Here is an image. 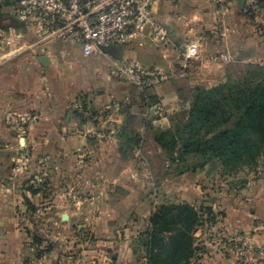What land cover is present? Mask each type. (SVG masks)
<instances>
[{
	"label": "crops",
	"instance_id": "crops-1",
	"mask_svg": "<svg viewBox=\"0 0 264 264\" xmlns=\"http://www.w3.org/2000/svg\"><path fill=\"white\" fill-rule=\"evenodd\" d=\"M248 2L250 0L244 8L248 7ZM152 10L167 30L171 45L134 42L116 48L118 57L103 52L84 58L76 45L42 41L34 27L15 21L8 9L0 6V22L7 28L11 44L9 54L16 48L26 51L8 58L0 51V147L16 143L5 122L11 112L25 113L35 119L29 146L39 151V155L58 157L60 167L72 166L69 171L77 168L76 153L86 147L112 146V158L120 160L116 149L117 134L130 115L135 118L134 126L143 137L144 147L149 143L156 146L152 135L170 128L169 118L183 109L181 96L188 88L204 84L209 89L224 80L223 64H213L211 57L214 53L226 54L228 50L245 48L248 43L245 33L250 26H245L246 12L239 8V0H233L227 12H220L215 0H157ZM255 20V24L259 23V17ZM195 42L201 43L205 55L188 60L183 46ZM43 56L46 62H40ZM119 60H133L146 68L169 73L171 79L149 89L146 99L141 98V93H132L112 75L113 62ZM184 67L187 77L178 79L177 75ZM201 68L202 77L197 74ZM83 94L86 96L82 97ZM131 101L130 110L116 108L118 103L130 105ZM83 102L95 104L91 115L77 108V104ZM157 151L162 153L158 147ZM133 160L134 163L137 158ZM1 165L2 162L0 178L4 169ZM261 170L264 172V168ZM101 172V178L107 180L98 185V190L111 189L106 203L110 204L113 188L124 189L131 202L132 197L139 195L127 182V172L107 176L103 170ZM194 175L197 174H191ZM251 176L254 180L250 179L243 188H223L218 193L198 188L190 178L178 188L175 204L201 205L200 199L215 197L210 207L212 213L218 215L216 224L206 221L204 230L197 233L202 250L192 264H243V246L233 241L237 236L264 249V173L257 177L256 172H251ZM9 192L10 188L0 181V264H24L29 255L24 236L17 229L16 220L4 215ZM134 199L138 204L137 198ZM202 205L208 204L203 202Z\"/></svg>",
	"mask_w": 264,
	"mask_h": 264
},
{
	"label": "rangeland",
	"instance_id": "rangeland-1",
	"mask_svg": "<svg viewBox=\"0 0 264 264\" xmlns=\"http://www.w3.org/2000/svg\"><path fill=\"white\" fill-rule=\"evenodd\" d=\"M248 3V7L243 10L247 19L245 26H250L245 33L246 38L248 37L247 45L242 50L238 48L237 51H226L230 56L229 62L211 60L213 64L224 66L222 70L225 78L220 84L225 83L229 75L237 79L246 65L254 64L264 68V0H250ZM257 17L259 23L255 24ZM195 45L199 48V56L205 55L201 43L195 42ZM10 46L4 51L7 58ZM219 54L214 53L212 57ZM181 70L186 69L184 67ZM202 72L201 68L197 74L202 77ZM116 79L128 87L129 91L132 90V93L140 94L132 84ZM197 87L206 88L204 84H196L187 90ZM96 91L97 89L92 93L93 96ZM85 96L83 94L82 97ZM77 105L82 113L85 108L89 115L95 110L93 103L83 102ZM130 106L132 107V101L130 105L116 104L119 111L130 110ZM131 117L133 116L127 118ZM34 120L25 113H9L5 122L16 143L14 146L9 144L7 147H0V163L4 168L0 181H4V185L10 188L5 198L4 215L16 220L17 229L24 236L25 247L29 252L28 262L24 264H147L146 252L141 242L149 230L154 209L163 203L167 206L175 205V194L178 188L186 184L188 178L198 188L210 189L216 193L223 188H243L253 178L251 172L254 171L250 167L229 174L224 173L218 164L212 163L203 171H188L185 173L186 177L177 179L182 171L181 167L171 164L163 153L157 151V145L152 146L151 143L146 147L142 144L132 159L126 161L122 157L118 161H115V157L112 158V146L83 148L76 153L79 159L75 165L77 168L69 171L72 166L60 167L58 157L42 152L39 155V151L29 146L28 139ZM116 149L119 154L118 147ZM135 154L144 157H135ZM134 158L137 161L133 163ZM261 167L264 168L261 165L255 171L257 177L264 173ZM101 170L105 176L118 174L120 171L127 172V182L139 192V195L132 197L133 202L137 198L138 204L131 202L122 188H113L110 204L106 203L111 189L104 187V195L101 188L98 190V185L107 180L101 178ZM31 188L34 193L29 191ZM25 196L30 205L24 199ZM125 196L126 199L122 201ZM214 198L206 196V199L200 200L208 205L201 203L192 206L205 218L208 216L206 211L213 209L210 206ZM7 206L10 210L5 209ZM64 214L69 216L67 221L62 220ZM217 218L218 215L213 212L205 221L214 224ZM35 236L42 240L40 245L36 244L33 238ZM197 239L200 240V237Z\"/></svg>",
	"mask_w": 264,
	"mask_h": 264
},
{
	"label": "trees",
	"instance_id": "trees-1",
	"mask_svg": "<svg viewBox=\"0 0 264 264\" xmlns=\"http://www.w3.org/2000/svg\"><path fill=\"white\" fill-rule=\"evenodd\" d=\"M0 26L7 30L1 22ZM147 91H139L141 98L146 99ZM183 95V109L169 118L170 128L153 134L167 160L181 167L179 175L203 171L212 163L229 174L248 167L255 172L264 166L263 67L246 65L237 79L229 75L225 83L193 88ZM134 119L127 118L117 134L119 154L125 161L144 142ZM29 191L34 193L32 188ZM24 199L30 205L26 196ZM206 213L208 219L213 214L211 210ZM204 219L187 203L156 206L141 242L147 264H192L202 250L196 235ZM33 238L37 245L42 243L37 236Z\"/></svg>",
	"mask_w": 264,
	"mask_h": 264
},
{
	"label": "built area",
	"instance_id": "built-area-1",
	"mask_svg": "<svg viewBox=\"0 0 264 264\" xmlns=\"http://www.w3.org/2000/svg\"><path fill=\"white\" fill-rule=\"evenodd\" d=\"M157 0H0L17 22L36 29L42 41L70 43L80 48L84 58L102 54L103 48H119L149 41L155 46H169L171 39L165 27L156 19L153 5ZM233 0H216L220 12H227ZM10 46L7 32L0 26V51ZM188 60L199 56L195 43L183 46ZM23 48L11 51L12 57ZM214 62H229L227 54L215 55ZM187 70L178 79L187 77ZM112 75L124 80L140 92L159 86L171 79V74L146 68L133 60L114 61ZM243 246V264H264V249L257 248L243 236L233 240Z\"/></svg>",
	"mask_w": 264,
	"mask_h": 264
},
{
	"label": "water",
	"instance_id": "water-1",
	"mask_svg": "<svg viewBox=\"0 0 264 264\" xmlns=\"http://www.w3.org/2000/svg\"><path fill=\"white\" fill-rule=\"evenodd\" d=\"M246 1H247V0H239V8H240L241 10L244 9L245 4H246ZM102 51H103L104 53H106V54L111 55V56L118 57V52H117L116 48H113V47L103 48ZM40 62H46V57H44V56L41 57V58H40ZM68 219H69V216H68V215L64 214V215L62 216V220H63V221H67Z\"/></svg>",
	"mask_w": 264,
	"mask_h": 264
}]
</instances>
